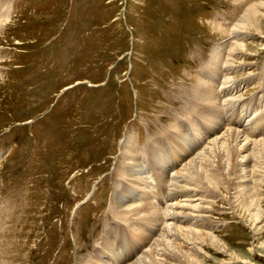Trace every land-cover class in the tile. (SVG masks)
<instances>
[{"label":"rangeland","instance_id":"374dc122","mask_svg":"<svg viewBox=\"0 0 264 264\" xmlns=\"http://www.w3.org/2000/svg\"><path fill=\"white\" fill-rule=\"evenodd\" d=\"M243 7L12 0L0 29V264L86 263L115 223L109 210L125 142L143 146L176 122L181 95ZM245 43L253 46L235 57L242 65L233 77L249 83L241 97L255 109L261 99H248L264 96V39ZM224 204L225 214L211 216L226 250L206 249L202 264H264V223L252 227Z\"/></svg>","mask_w":264,"mask_h":264},{"label":"bare ground","instance_id":"6f19581e","mask_svg":"<svg viewBox=\"0 0 264 264\" xmlns=\"http://www.w3.org/2000/svg\"><path fill=\"white\" fill-rule=\"evenodd\" d=\"M237 2L244 11L212 50L194 89L181 95L176 122L143 146L125 142L124 176L109 210L115 223L84 264H202L206 249L226 248L211 216L225 214L218 210L223 203L252 227L264 223V96L248 99H261L259 110L247 109L241 90L249 83L233 77L242 65L235 57L253 46L246 39H264V1ZM11 9L12 0H0V29Z\"/></svg>","mask_w":264,"mask_h":264}]
</instances>
